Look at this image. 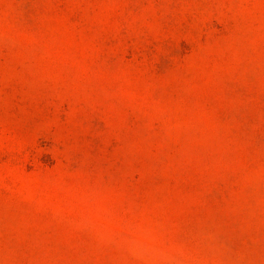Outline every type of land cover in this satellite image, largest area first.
I'll return each mask as SVG.
<instances>
[{
  "label": "rangeland",
  "instance_id": "1",
  "mask_svg": "<svg viewBox=\"0 0 264 264\" xmlns=\"http://www.w3.org/2000/svg\"><path fill=\"white\" fill-rule=\"evenodd\" d=\"M0 264H264V0H0Z\"/></svg>",
  "mask_w": 264,
  "mask_h": 264
}]
</instances>
